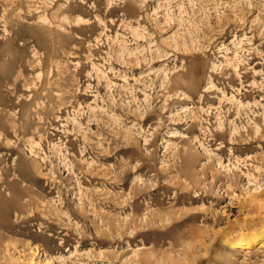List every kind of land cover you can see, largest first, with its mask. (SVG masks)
<instances>
[{
	"label": "rangeland",
	"instance_id": "1",
	"mask_svg": "<svg viewBox=\"0 0 264 264\" xmlns=\"http://www.w3.org/2000/svg\"><path fill=\"white\" fill-rule=\"evenodd\" d=\"M264 0H0V264H264Z\"/></svg>",
	"mask_w": 264,
	"mask_h": 264
},
{
	"label": "bare ground",
	"instance_id": "2",
	"mask_svg": "<svg viewBox=\"0 0 264 264\" xmlns=\"http://www.w3.org/2000/svg\"><path fill=\"white\" fill-rule=\"evenodd\" d=\"M255 243L260 245V247L264 245V232L238 237L237 239H234V241H232L230 244L233 249L244 251L250 249V247H252V245Z\"/></svg>",
	"mask_w": 264,
	"mask_h": 264
}]
</instances>
